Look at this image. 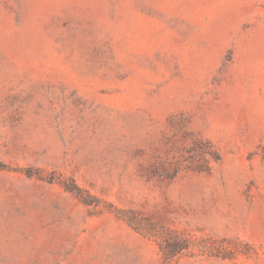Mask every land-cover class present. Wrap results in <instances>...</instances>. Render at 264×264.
<instances>
[{"label":"rangeland","instance_id":"rangeland-1","mask_svg":"<svg viewBox=\"0 0 264 264\" xmlns=\"http://www.w3.org/2000/svg\"><path fill=\"white\" fill-rule=\"evenodd\" d=\"M0 264H264V0H0Z\"/></svg>","mask_w":264,"mask_h":264}]
</instances>
